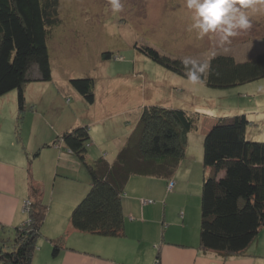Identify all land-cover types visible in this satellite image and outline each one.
<instances>
[{
	"label": "trees",
	"instance_id": "trees-1",
	"mask_svg": "<svg viewBox=\"0 0 264 264\" xmlns=\"http://www.w3.org/2000/svg\"><path fill=\"white\" fill-rule=\"evenodd\" d=\"M59 6L60 0H0V96L16 89L18 121L29 108L27 90L33 82L56 83L68 101L74 90L90 104L96 100L93 76H71L67 88L54 74L59 61L50 41L61 23ZM139 49L167 68L185 74L183 57L162 54L149 45ZM102 56L111 58L112 53L106 50ZM195 60L209 66L201 80L211 86L230 87L264 77V48L244 60L229 53ZM47 88H42V93ZM247 112L241 110L228 119L217 117L204 134L200 243L222 254L245 250L264 225V140L248 137L246 131L252 120ZM201 113L211 115L200 109L144 104L137 126L113 161L102 155L89 156V124L70 126L58 133L52 143L63 140L90 178L88 190L70 211L71 227L100 235L124 234L122 197L129 178L135 174L161 175L169 178L167 189L174 190L171 176L187 154L189 134L198 129ZM170 180L174 181L172 188ZM44 194V187L29 174L28 196L33 205L29 211L23 207L27 219L22 222L0 221V264L32 263L38 241L44 236L50 206ZM67 232L48 236L53 257L75 249ZM153 264H159L158 253Z\"/></svg>",
	"mask_w": 264,
	"mask_h": 264
},
{
	"label": "rangeland",
	"instance_id": "rangeland-1",
	"mask_svg": "<svg viewBox=\"0 0 264 264\" xmlns=\"http://www.w3.org/2000/svg\"><path fill=\"white\" fill-rule=\"evenodd\" d=\"M120 2L122 9L113 13L109 0H60L61 23L56 25L50 41L54 42L59 61L54 74L64 81L71 76H93L95 104L87 102L74 89L68 101L56 83L49 82L45 93H40V88L30 90L29 108L18 121L17 100L13 98L16 89L0 96V158L16 165L20 186L26 187L32 174L44 187L43 197L51 207L43 226L44 236L38 241L31 264H58L47 238L67 232L70 211L86 191L77 201L68 192L72 193L76 185L88 188L89 184V174L82 163L65 170L57 168L54 145L61 141L52 142L61 128L72 123L100 127L106 122L103 132L109 135L116 132L122 120L128 124L133 120L134 130L138 124L136 115H127L125 109L137 113L138 104L144 101L211 114L201 113L198 129L189 134L187 145L199 157L205 127L208 129L219 116H229L228 119L244 109H248L252 120L246 131L248 137L264 140V77L230 87L211 86L202 80L193 84L185 74L167 68L139 49L149 45L174 58L208 59L216 53H229L239 60L248 59L264 48V5L260 0L242 9L251 26L236 29L237 34L223 46L219 32L200 39L195 30H190L192 11L186 7V0ZM106 50L112 53L111 58L102 56ZM95 115L109 118L101 124L94 123ZM75 117L81 121L72 122ZM37 149L39 154L34 156ZM67 171L77 173L70 175ZM23 198L21 210L27 219L26 210L31 209L33 202L29 196ZM67 235L71 245L80 249L94 234L74 229Z\"/></svg>",
	"mask_w": 264,
	"mask_h": 264
},
{
	"label": "crops",
	"instance_id": "crops-1",
	"mask_svg": "<svg viewBox=\"0 0 264 264\" xmlns=\"http://www.w3.org/2000/svg\"><path fill=\"white\" fill-rule=\"evenodd\" d=\"M56 69L60 71V68ZM60 80L70 88L67 83L68 78L67 81H64V78ZM39 82L30 84L27 90L28 99L32 98L30 90L33 92L40 88L42 93V88L48 86L46 82ZM13 98L16 100L15 94ZM143 103L145 104L144 101ZM144 104H138L137 113L130 109H125V112L130 116L129 113L135 114L139 121ZM107 118L109 116L95 115L93 122L101 124ZM73 121H81V119L75 117ZM133 122L132 120V123L128 124L122 120L120 127H116V132H111L109 135L103 132L106 122L100 127L98 124L91 125L89 156L96 158L102 155L113 161L128 140ZM74 125L75 123H72L70 126ZM60 143L61 145H54L57 168L61 167L65 170L69 166L71 168L79 166L80 159L66 148L63 140ZM190 146L187 145L185 158L171 176L175 179L174 190L167 189L169 178L164 176L132 175L122 197L125 233L115 236L94 234L84 248L64 250L57 259L58 264H153L157 253L159 264H264V225L261 226L257 237L241 252L222 254L201 246L200 196L204 172L203 147L199 146L202 151L199 157L190 151ZM52 163L55 165L54 160ZM67 173L74 175L77 172L71 174L67 171ZM20 179L16 173V165L0 158V221L6 224L22 222L25 217L21 210V201L23 197L28 196V184L26 187L24 184L20 186ZM87 190L86 185H76L73 187V192L69 190L68 193L76 196L77 200ZM143 199H153V201L145 202ZM73 230L69 223L66 231Z\"/></svg>",
	"mask_w": 264,
	"mask_h": 264
},
{
	"label": "clouds",
	"instance_id": "clouds-1",
	"mask_svg": "<svg viewBox=\"0 0 264 264\" xmlns=\"http://www.w3.org/2000/svg\"><path fill=\"white\" fill-rule=\"evenodd\" d=\"M113 13L122 9L120 0H109ZM255 0H186V7L192 11L190 30H195L197 37L202 39L209 33H221L220 44L229 43V38L235 36L236 29H248L251 24L242 9L252 6ZM264 5V0H260ZM237 4L239 7H237ZM184 66L188 80L196 84L200 82L202 74L208 70L206 63L195 59L184 58Z\"/></svg>",
	"mask_w": 264,
	"mask_h": 264
},
{
	"label": "built area",
	"instance_id": "built-area-1",
	"mask_svg": "<svg viewBox=\"0 0 264 264\" xmlns=\"http://www.w3.org/2000/svg\"><path fill=\"white\" fill-rule=\"evenodd\" d=\"M174 185V181L173 180H170L169 182V187L172 188ZM147 199H143V201H146Z\"/></svg>",
	"mask_w": 264,
	"mask_h": 264
}]
</instances>
